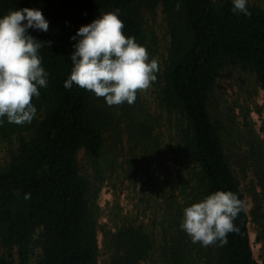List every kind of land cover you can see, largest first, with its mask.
I'll list each match as a JSON object with an SVG mask.
<instances>
[{"label":"trees","instance_id":"1","mask_svg":"<svg viewBox=\"0 0 264 264\" xmlns=\"http://www.w3.org/2000/svg\"><path fill=\"white\" fill-rule=\"evenodd\" d=\"M159 4L171 36L159 91L166 116L153 118L140 100L120 104L115 114L91 91L75 83L64 87L75 43L70 36L81 25L118 9L124 34L143 45L144 11ZM247 6L250 16L233 13L231 0H0V15L40 8L49 30L27 31L50 42L39 49L49 76L39 97L32 98L35 117L0 125L1 137H19L0 167V264H27L33 256L36 264H99L98 221L79 151L96 162L106 133L122 142L127 130L130 148L143 147L148 171L153 155L163 152L156 128L164 119L175 128L171 159L182 199L167 202L160 239L141 225L124 224L115 233L109 264H140L155 255L162 264H260L250 221L264 241V139L253 127L231 132L213 106L217 78L230 63L255 74L264 88V6L250 0ZM243 179L249 180L246 186ZM217 189L237 193L246 206L247 190L253 205L238 214L239 232H229L226 244L205 247L193 243L179 224L185 206Z\"/></svg>","mask_w":264,"mask_h":264},{"label":"rangeland","instance_id":"2","mask_svg":"<svg viewBox=\"0 0 264 264\" xmlns=\"http://www.w3.org/2000/svg\"><path fill=\"white\" fill-rule=\"evenodd\" d=\"M250 1L264 6V0ZM143 25V45L149 52V59H157L158 70L156 79L148 88L137 90L136 100L145 104L153 118H158L168 114L159 103V91L161 73L171 45L168 20L162 4L154 10L144 11ZM100 102L108 105L103 97H100ZM213 106L214 111L229 125L231 132L238 128L253 127L264 139V88L255 74L239 65L228 64L217 78ZM108 107L115 114L120 111V104ZM158 124L156 131H159L163 152L153 155L154 163L148 171L144 170L143 147L135 145L133 149L130 148L133 141L129 140L127 130L122 142L118 141L114 132L106 133L102 154L96 162L87 156L84 149L79 151L82 172L90 181V203L98 221L99 264H109L112 260L116 249L115 233L124 224L141 225L160 239L167 202L175 198L182 199L180 176L171 159L174 146L172 133L175 128L170 127L166 119L160 120ZM18 145L17 135L11 139L0 136V167L10 160L11 152ZM248 182L243 179L245 186ZM246 201L250 211L253 196L247 190ZM250 230L254 255L260 264H264V241L259 238V226L252 219ZM27 264H36V256ZM140 264L162 262L155 255Z\"/></svg>","mask_w":264,"mask_h":264},{"label":"clouds","instance_id":"3","mask_svg":"<svg viewBox=\"0 0 264 264\" xmlns=\"http://www.w3.org/2000/svg\"><path fill=\"white\" fill-rule=\"evenodd\" d=\"M231 11L250 16L248 0H231ZM179 4H177V8ZM47 32L49 21L40 8L23 7L0 15V125L5 122L24 124L37 113L32 98L46 87L49 73L39 54L45 44L28 29ZM124 22L119 10L100 12L90 23L81 25L70 39L74 51L72 67L64 87L73 83L103 97L108 105L136 100L137 90L146 89L156 79V58L149 59L146 47L134 36L122 31ZM30 193H24L29 199ZM247 206L231 190L217 189L183 208L179 224L193 243L202 246L228 242L229 232H239L234 223Z\"/></svg>","mask_w":264,"mask_h":264}]
</instances>
